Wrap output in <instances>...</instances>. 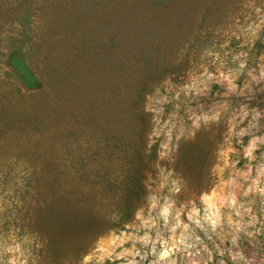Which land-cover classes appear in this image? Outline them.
<instances>
[{
    "label": "rangeland",
    "instance_id": "374dc122",
    "mask_svg": "<svg viewBox=\"0 0 264 264\" xmlns=\"http://www.w3.org/2000/svg\"><path fill=\"white\" fill-rule=\"evenodd\" d=\"M262 74L264 0H0V258L36 264L32 247L43 239L23 236L22 226L27 208L35 220L43 203L71 215L56 217L41 264H83L113 233L124 243L112 245L103 264H188L203 244L211 264H232L227 216L241 219L234 210H220L216 232L189 215L193 205L205 215L203 196L218 207L235 194L252 208L241 222L257 217L246 229L254 236L240 233L239 250L264 264V208L258 194L243 195L250 179L241 176L251 166L254 177L264 160V146L251 164L243 156L251 136L264 135ZM216 113L218 120L193 128L196 117ZM233 125L248 135L226 143ZM222 147L239 163L221 176L213 169ZM169 199L175 207L166 223L159 213ZM188 236L195 248L180 243ZM133 246L139 255L116 258Z\"/></svg>",
    "mask_w": 264,
    "mask_h": 264
},
{
    "label": "clouds",
    "instance_id": "9594fccd",
    "mask_svg": "<svg viewBox=\"0 0 264 264\" xmlns=\"http://www.w3.org/2000/svg\"><path fill=\"white\" fill-rule=\"evenodd\" d=\"M245 67V64H241L240 68L243 69ZM264 75V74H262ZM221 77L223 80H227L230 85V91H235V84L233 81L230 79L228 75H225L224 73H221ZM213 79L212 74H208V80L211 81ZM253 79H256V77H253ZM205 90H207V85H205ZM159 90H157L158 92ZM151 99V97L149 98ZM151 110V109H149ZM243 111V117L244 119L247 118L248 116V111L246 109L242 110ZM255 111V110H254ZM262 113L259 111H255V119H259L261 117ZM219 119V113H216L214 116H198L195 118L194 123H193V128L194 129H199L201 124L200 121L203 120L205 123H207L209 120H218ZM258 125L254 124L252 127H257ZM158 134V133H157ZM195 130L189 131L188 135L189 136H195ZM236 135L239 137H243L245 135H248V132L245 129H241L239 133L235 132V125L229 128V138L226 143H228L231 139L232 135ZM184 135V129H181L180 135L177 136V140L180 139L181 136ZM242 143V141H241ZM261 146H264V135H252L251 138L249 139L248 143L243 146V156L250 162L256 161L257 156L255 155L256 152L261 148ZM167 147V145H165ZM178 148V144L175 146ZM175 150V149H173ZM234 149L231 147H228L227 149L221 148V150L218 153V163L214 167L213 171L217 175H221L224 173L225 169L228 167L235 168V164L239 163V161L235 162H230L229 161V153L233 152ZM222 162V164L220 163ZM252 171L253 168L251 166L248 167L247 172H241V176L247 181L250 179V184L247 188H245L243 195L247 196L249 194H258L261 197V206L264 208V160H261L257 165H256V175L253 177L252 176ZM171 175V173H169ZM173 187L171 189L172 192H179L180 187H179V181H173ZM225 184H233L235 183L234 180L229 179L228 181H224ZM150 199L153 201L152 207H156V197L152 196ZM202 200L205 201V203H208V208L205 210V215L203 217H200L199 214V209H197L194 205L192 208V212L189 215V220L194 221L195 225L207 233L209 229L212 232H216L217 228H220L223 226V221L224 218L221 215V209L224 208L226 205L227 207L231 208L234 210L235 215L240 217L241 219L239 221H234L232 219V215L229 214L227 216V222L230 226L234 227L235 231L229 233L230 237V242L231 245L233 246L232 249L228 250V255L230 257V260L232 261V264H252V261L249 260L241 250H239V241H240V233H245V235L252 237L255 235L253 232H248L246 229L249 226H254L255 223L257 222V217L256 215H252V218L250 221H248L247 224L242 223L241 221L243 220V216L249 213H252V208L248 207L245 208V205L243 203H240L237 200V197L235 194H231L229 197L224 198L221 197L219 206L217 207L216 204L209 203L208 202V197L203 196L201 198ZM252 203H255L253 201ZM175 207V201L172 200H166V203L162 206L161 211L159 215L164 219V221L167 223L169 216L172 213L173 208ZM241 209L244 211L241 212ZM137 218H142V210L137 213ZM179 218V212L177 213V219ZM185 229L187 230V226H185ZM175 229H173L174 231ZM142 243L146 246L150 242V238L148 236H144L140 238ZM187 239H192L191 236L186 237L185 239H182L180 241L181 244L185 245V248H195L196 244L194 243H186ZM209 239H211V236H209ZM223 239V238H222ZM195 240L198 241L200 244H203V241L200 240L199 236L195 237ZM109 243L106 245L104 242L100 244V246L97 249V252L99 255H88L84 258L83 264H90V262L95 258L99 264H103L105 258H110L112 257L113 252L115 251V248L112 247V245H115L116 247H119L124 243V240L120 237H116L115 233L112 234V236L109 238ZM236 249V250H233ZM201 253H206V259L204 256L201 255ZM217 253L220 257L225 256V251L220 249L219 246H217ZM139 255V252L135 251V246H133L132 250L125 249L124 251L120 252L117 255V259L124 258L126 259L128 256H135ZM169 256V251H164L161 253V259H166ZM189 256H200V259H193L188 262V264H211V261L213 260V252L208 248L206 244H203V247L198 249L195 253H189ZM11 264H16V261L13 260L11 261ZM127 264H137V262L133 260H127ZM153 264H156V262H153ZM170 264H176L175 260H171ZM219 264H226V262L221 259L219 261Z\"/></svg>",
    "mask_w": 264,
    "mask_h": 264
},
{
    "label": "trees",
    "instance_id": "16d2710c",
    "mask_svg": "<svg viewBox=\"0 0 264 264\" xmlns=\"http://www.w3.org/2000/svg\"><path fill=\"white\" fill-rule=\"evenodd\" d=\"M66 198L64 200V204H66L67 202ZM40 200V198H39ZM59 206H56V213L57 215H55V206L49 205V206H43V203L38 207V210L35 209V220H31V215L29 214V209L30 207L27 208V211L25 213V218L28 217V219L30 220H23V231H24V235L25 237H31L34 234H36V236L42 238V242H40L37 245H34L33 251L35 253V258L31 259L33 260L36 264H41V261L43 260V247H44V243H46V238L50 235L53 234V232L55 233V227H56V223H55V219L56 217H61L63 220H65V216L68 218V220H70V214L66 215L68 212L70 211H62L61 213L65 214V215H61L60 210H59ZM79 222V221H78ZM59 225V230L60 231H64V230H68L67 227H64L60 224ZM80 224L76 225V229L78 228ZM75 229H73L72 231H74ZM27 242V240H26ZM30 243V242H29ZM0 264H7L5 260H2V258H0Z\"/></svg>",
    "mask_w": 264,
    "mask_h": 264
}]
</instances>
